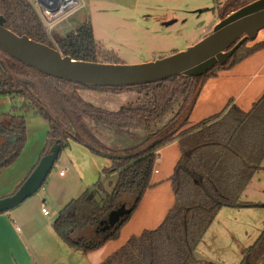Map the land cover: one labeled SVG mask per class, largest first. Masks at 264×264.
Listing matches in <instances>:
<instances>
[{"label": "trees", "instance_id": "obj_1", "mask_svg": "<svg viewBox=\"0 0 264 264\" xmlns=\"http://www.w3.org/2000/svg\"><path fill=\"white\" fill-rule=\"evenodd\" d=\"M251 1L225 0L218 8V19ZM0 15L5 18L4 25L14 33L55 47L63 55L116 63L96 42L89 21L52 44L30 0H0ZM247 41L224 64H215L202 75L177 74L129 86L90 85L60 79L24 64L0 49V95L8 96L11 101L21 100L20 108L33 109L48 122L40 158L54 144H59L61 151L74 141L111 161V166L102 171L103 178L59 210L52 226L64 243L87 252L116 238L120 227L150 186L157 150L177 139L181 156L171 176L175 196L173 206L159 226L131 236L101 264H201L194 252L202 235L221 207L244 204L240 196L264 159V95L248 112L230 103L224 112L184 127L205 81L264 45L247 47ZM80 88L114 93L139 90L145 92V96L138 103L108 110L85 101L77 91ZM178 100L177 109L161 127L126 148L105 145L88 125L90 121L120 129L146 126L163 117ZM17 108L13 105L12 113H0V171L17 159L26 141L24 116L13 114ZM112 176L115 179L113 183L110 181L112 187L107 191L103 180ZM128 193L135 194L128 212L114 227L100 232L99 222L122 205L118 199ZM87 227L89 231L83 232ZM239 264H264V228L256 241L246 248Z\"/></svg>", "mask_w": 264, "mask_h": 264}, {"label": "crops", "instance_id": "obj_2", "mask_svg": "<svg viewBox=\"0 0 264 264\" xmlns=\"http://www.w3.org/2000/svg\"><path fill=\"white\" fill-rule=\"evenodd\" d=\"M218 20L217 17L212 21L200 38L208 34ZM260 43H264V28L257 32L253 40L247 41L246 46ZM93 90L80 88L77 91L85 101L108 110H117L137 98L133 90L92 94L97 93ZM263 95L264 45L230 68L217 71L205 81L184 128L224 112L230 103L241 111L248 112ZM19 101H11L8 96L0 95V113H12V106L17 105L19 108L13 114L24 116L26 133L24 147L17 159L0 171V198L12 194L37 164L49 128L48 122L33 109L20 108ZM142 129L130 128L125 131L133 134ZM180 156L181 149L177 139L160 147L154 161L150 186L144 191L129 219L120 227L117 237L106 240L96 249L82 252L61 240L53 229V221L65 204L80 196L100 177L103 178L102 171L111 166V161L70 141L60 151L49 172L51 175L53 171L54 175L49 177L44 187L13 209L0 212V264H101L131 236H138L144 230H152L164 220L175 201L171 176ZM263 168L264 165H260L258 170ZM112 177L115 179V176ZM253 177L242 194L249 189ZM42 206L48 209V214L42 213Z\"/></svg>", "mask_w": 264, "mask_h": 264}, {"label": "rangeland", "instance_id": "obj_3", "mask_svg": "<svg viewBox=\"0 0 264 264\" xmlns=\"http://www.w3.org/2000/svg\"><path fill=\"white\" fill-rule=\"evenodd\" d=\"M80 7L46 30L49 43L89 21L94 38L110 59L120 64L152 61L186 47L201 39V33L218 17V8L225 0H79ZM58 20V19H57ZM93 90V89H91ZM92 94H113L98 91ZM138 103L145 92L133 90ZM19 100V99H15ZM21 104V100L19 101ZM180 100L159 120L151 122L137 133L130 128L105 127L88 122L93 134L105 145L122 149L141 142L148 133L161 127L177 109ZM129 104V103H127ZM64 150V149H63ZM264 165V159L262 160ZM53 171L48 174L44 187ZM114 177L104 181L110 191ZM112 183H111V182ZM40 187V188H41ZM39 188V189H40ZM39 191V190H38ZM135 194H123L118 199L127 208ZM244 204L223 206L202 235L195 256L201 264H239L245 250L259 237L264 228V168L253 177L249 189L240 196ZM116 209V208H115ZM89 231V228L85 230Z\"/></svg>", "mask_w": 264, "mask_h": 264}, {"label": "water", "instance_id": "obj_4", "mask_svg": "<svg viewBox=\"0 0 264 264\" xmlns=\"http://www.w3.org/2000/svg\"><path fill=\"white\" fill-rule=\"evenodd\" d=\"M0 15V49L43 73L71 82L129 86L154 82L177 74L199 76L215 64L226 60L247 40H253L264 28V0H253L220 19L211 31L181 51L139 64L73 59L57 48L18 35L4 25ZM60 145L54 144L33 170L10 195L0 198V212L13 209L42 186L58 155ZM128 209L122 204L99 222L100 232L114 227Z\"/></svg>", "mask_w": 264, "mask_h": 264}, {"label": "built area", "instance_id": "obj_5", "mask_svg": "<svg viewBox=\"0 0 264 264\" xmlns=\"http://www.w3.org/2000/svg\"><path fill=\"white\" fill-rule=\"evenodd\" d=\"M43 20L44 27L47 30L59 20L75 12L79 7V0H30ZM58 19V20H57ZM63 171L60 172L62 174ZM43 214H48V209L42 206Z\"/></svg>", "mask_w": 264, "mask_h": 264}, {"label": "flooded vegetation", "instance_id": "obj_6", "mask_svg": "<svg viewBox=\"0 0 264 264\" xmlns=\"http://www.w3.org/2000/svg\"><path fill=\"white\" fill-rule=\"evenodd\" d=\"M38 14V13H37ZM38 16H39V14H38ZM40 18V17H39ZM40 20H41V22H42V24H43V26H44V23H43V20L40 18ZM46 30V29H45ZM100 231V230H99Z\"/></svg>", "mask_w": 264, "mask_h": 264}]
</instances>
